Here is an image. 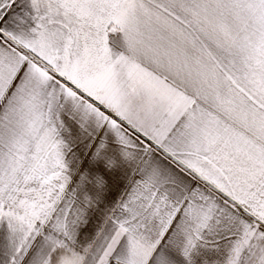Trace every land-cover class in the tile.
Returning <instances> with one entry per match:
<instances>
[{
  "label": "snow or ice",
  "instance_id": "snow-or-ice-1",
  "mask_svg": "<svg viewBox=\"0 0 264 264\" xmlns=\"http://www.w3.org/2000/svg\"><path fill=\"white\" fill-rule=\"evenodd\" d=\"M0 264H264V0H0Z\"/></svg>",
  "mask_w": 264,
  "mask_h": 264
}]
</instances>
